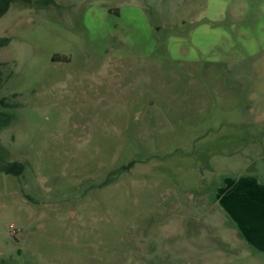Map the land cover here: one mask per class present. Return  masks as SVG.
Listing matches in <instances>:
<instances>
[{"label": "rangeland", "instance_id": "obj_1", "mask_svg": "<svg viewBox=\"0 0 264 264\" xmlns=\"http://www.w3.org/2000/svg\"><path fill=\"white\" fill-rule=\"evenodd\" d=\"M173 2L0 17V263L174 264L132 245L172 193L264 181V0Z\"/></svg>", "mask_w": 264, "mask_h": 264}, {"label": "crops", "instance_id": "obj_2", "mask_svg": "<svg viewBox=\"0 0 264 264\" xmlns=\"http://www.w3.org/2000/svg\"><path fill=\"white\" fill-rule=\"evenodd\" d=\"M214 184L209 195L172 193V204L135 234V252L151 246L148 255L174 264L264 262V181L251 175Z\"/></svg>", "mask_w": 264, "mask_h": 264}, {"label": "trees", "instance_id": "obj_3", "mask_svg": "<svg viewBox=\"0 0 264 264\" xmlns=\"http://www.w3.org/2000/svg\"><path fill=\"white\" fill-rule=\"evenodd\" d=\"M14 2V0H0V17H2L3 15H5L7 13V11L10 8V5ZM8 39H4L2 41L3 44L8 43ZM3 66V64H0V68ZM1 76V75H0ZM1 78H0V87H1ZM11 106L5 102L4 99H0V132L8 127L11 122H12V117L8 114H6L1 108L6 109V108H10ZM133 166L132 164H129L125 167L122 168V170L124 169H129L130 167ZM23 170V165L20 163H12V164H8L5 166H2V168L0 169L1 172H3L6 175H19L21 174ZM0 264H7L5 262H1Z\"/></svg>", "mask_w": 264, "mask_h": 264}]
</instances>
